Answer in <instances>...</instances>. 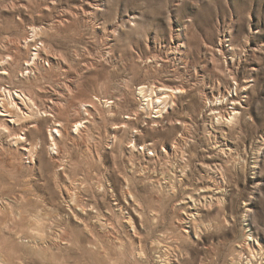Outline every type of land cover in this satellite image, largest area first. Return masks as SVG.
<instances>
[{"label":"rangeland","instance_id":"obj_1","mask_svg":"<svg viewBox=\"0 0 264 264\" xmlns=\"http://www.w3.org/2000/svg\"><path fill=\"white\" fill-rule=\"evenodd\" d=\"M11 54L14 73L0 72V86L31 93L48 114L4 117L21 128L39 121L45 140L25 135L37 148L30 159L0 134V264H161L169 247L177 264H247L238 247L256 240L264 254V0H0V66ZM141 84L155 99L164 85L183 92L156 118ZM229 90L242 107L217 122L233 108L219 103ZM95 98L87 116L82 105ZM79 118L89 121L75 134ZM55 122L64 128L53 150ZM220 143L233 150L227 160ZM197 189L224 204L203 211L189 238L182 212Z\"/></svg>","mask_w":264,"mask_h":264},{"label":"bare ground","instance_id":"obj_2","mask_svg":"<svg viewBox=\"0 0 264 264\" xmlns=\"http://www.w3.org/2000/svg\"><path fill=\"white\" fill-rule=\"evenodd\" d=\"M32 29H33L32 31L34 32V34L32 33L33 36H37L38 35L37 34V29L34 28V27ZM27 42H29V40ZM35 50H36V53L35 54L33 53V55H31L29 57L27 56V58L25 59V61L23 63V65L25 67L24 69H26L27 72L29 71L30 73L34 72L37 69V66H38L37 65L38 64L37 60H39L40 57H42L43 51H46L45 50V46H41V47H39L37 49L35 48ZM11 56H12L13 62H7L6 65H1L0 66V72H2L1 74H3L4 76L6 75L7 77H10L11 74L14 73V67L16 65L15 60L17 58H19V56L17 54H13V55L11 54ZM0 61H2V62L5 61L6 62L5 58L1 57V56H0ZM219 71H221V70H219ZM22 76H24V74ZM249 83H250V81H245V84H249ZM248 87L249 86H247V85H243L241 91L245 93V91L248 90ZM155 89L156 88H154V87H150L148 85L141 84L140 88H139V94L146 98V100H144L145 103H146L145 106H144V109L145 108L146 109L150 108V106L157 108V111L155 113L158 114V115H155V117L159 118L160 117L159 114H162V112L164 111V109L167 106L168 101L171 98L173 99L175 97L174 94H175L176 90L177 91H179V90L178 89H168L164 85L162 87V89H164V90H162V89L159 90L158 89L159 93L156 94V99H155L153 97V94L155 95ZM235 90L237 92L238 88H236ZM180 91H181V93L183 92L182 89ZM229 91H230L229 95L228 96L227 95L222 96V100L219 103H222L226 99L230 100V101H232L233 108L231 110H227V111L225 110V112H223V113H221V112L217 113V114L220 115L217 118V122L224 121L226 123H232L238 117V114H239V112H237L238 109L240 107H242L241 103L239 102V100H237L234 97L230 96L233 91H231V90H229ZM148 92H149V94H148ZM99 100H100L99 98H95L93 100V102H90L89 104L87 103V104L82 105V106L85 107L87 105V107H89V108L94 110L95 107H96V102L99 101ZM20 102H21V104H23L25 106V108H28V110L30 109V114H28V115L24 114L23 108L20 107ZM52 104H53L52 107L49 108L50 110L52 109V111L57 110V107L60 105L59 102H57V101H52ZM83 110L86 111V115L87 116L93 114V112L89 111L86 107ZM95 113H96V111H95ZM40 114H43V115L46 114L47 115L48 112H47V110L44 107L41 108L40 106H37V103H36L35 99L33 98V96L31 95V93L25 92V91H20V90L8 89L7 87H1L0 86V134L5 136L7 139L8 138H12L15 144H19L20 143L22 145L21 150L23 151L22 152L23 155L28 154L30 159H31L32 156L35 155V150L37 148H35V144H33L31 141H29L28 137H25V135H29L32 132V130H33L35 135L41 136L42 141L45 140L44 139L43 129H42V126L40 125V122L36 121L30 127L26 126V127H22L21 128V126L19 127L18 125H16L17 123L14 121V119H12V121L10 122L9 120H6L4 117L6 115H10V117H12V118L16 117L17 119H20L23 116H25V118H28V117H32V115H40ZM2 119H5V120H2ZM85 120H86V122L89 121V120L87 121V119H85V118L74 119V122L72 123V130L75 129V131H74L75 134L81 133L82 130L84 128H86L85 125H84L86 122L83 123V121H85ZM124 126H125V124H124ZM59 128L60 129L64 128L63 124H61L60 122H55L53 124L52 128L50 129V134H49V137H50L49 139L51 140L50 147H52L53 150H55V148L57 147V143L55 142V136H54L53 130H55V132L60 134L61 130ZM21 131H24L25 133H21ZM136 142H137L136 140H132L130 142V144H131L130 148H133V147L136 148L137 147V143ZM213 146H215V145H213ZM216 149H218L217 150L218 154L220 156H222L226 160H227V158H229L231 156L232 151H233L232 148L229 147L228 144H221V143ZM141 150L142 151H145V150L149 151V147L148 146H144V147L142 146ZM164 151H166V150H164ZM183 174H184V172H183ZM222 174H224L223 171L222 172L221 171L217 172V175H216L217 177L215 178L216 180L213 179L214 180L213 183H214L215 189L217 191H221V189L222 190L225 189L224 186H223L225 184V182H224L225 179H223L221 177ZM218 177L220 179H218ZM125 179H126L125 183H126L127 180L129 181V178H125ZM160 184H159V186H160ZM98 187H102L100 182L98 183ZM206 189L207 190H211V187H207ZM202 191H204V190L203 189H199L197 194H195L196 196L195 195H189V197H188L189 201L188 202L186 201L187 203H185L184 212H182L184 214V218L182 219V223L190 226L189 230L187 229L184 232V235L186 237H189V238H190V236L193 237L194 233H195L196 236H198L200 234L198 232L202 231L201 228L204 226V223H203V221L201 219L203 217V213H202L203 211L208 210V209L209 210L213 209L215 204L218 207L222 206V204H224V201L222 200L223 197L221 198L220 195L217 196L218 193H216V198H215V196H211L209 198L208 196L203 195L204 193ZM125 193H126V196H129V198L131 199V201L133 203L132 206L133 207L135 206V211L138 213L139 212L138 208L140 207V204H139L138 200L131 193V191L127 190ZM74 198L76 199V202H81L79 200L80 198L76 197L75 194H74ZM117 207H118L119 211H124L126 209V205H124L122 202H119L117 204ZM83 210H84V208H83ZM246 211L250 213L249 210H246ZM131 217L132 216H130L126 220V222L129 225V227L133 226V224L131 223L132 222V218ZM133 228H134V226H133ZM206 231H208V230H206ZM37 247L41 248L42 245L38 244ZM262 251H263L262 245H260L257 242V240H256V241H253V242L249 241L248 243L244 242L242 245H240L238 247V251H237L238 253L237 254H239V255H248L247 264H256L254 261L257 259V257L259 255H260V257L264 256ZM176 256L177 255L174 254V250L171 247H169L168 249H166L162 253V258H164L163 259L164 263H161V264H177V261L175 260ZM260 262H262V260ZM232 264H241V263L239 261L237 263H232ZM257 264H259V263H257ZM261 264H264V263H261Z\"/></svg>","mask_w":264,"mask_h":264}]
</instances>
